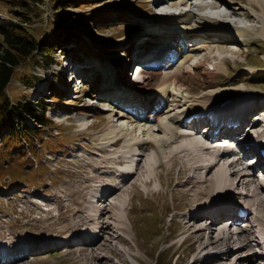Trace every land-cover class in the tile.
Segmentation results:
<instances>
[{"label":"rangeland","instance_id":"rangeland-1","mask_svg":"<svg viewBox=\"0 0 264 264\" xmlns=\"http://www.w3.org/2000/svg\"><path fill=\"white\" fill-rule=\"evenodd\" d=\"M21 1L0 0V46L3 42L2 27L17 25L39 40H49L52 48L61 43L65 50L59 49L53 56L42 57L38 54V60L35 62L31 59L23 61L17 67L9 85L7 96L10 101L16 104L17 101L28 102L27 105L35 107L39 114L45 111L46 116L51 118L52 125L40 127L42 130L33 137L34 140L26 137L12 139L11 134L14 136L25 134L19 131L25 130L20 124L22 118L20 114L14 112L8 123L16 125V128L10 127L16 132H10L9 124L1 128L0 246L11 244L16 247L15 251H19L23 249L22 245L27 247L40 245L39 253H28L22 261L15 264L192 262L201 249L194 237L187 238L188 233L180 232L181 225L187 219V215L184 214H188L189 207L187 206L185 211L178 209L180 203H187L185 198L191 196L189 188L178 185V182L182 183L188 177V173L180 175L187 157L176 161L174 166L170 167L173 152L167 146L161 154V159L166 165L158 168L155 142L149 148L138 149L142 153H147L144 163L147 161L148 167L139 169L134 179L108 205L111 211L106 218L107 224L115 220L120 222L117 214H121L123 224L127 228L120 230V233H124L128 240L116 241L120 250L115 248L114 253L109 249L102 250L95 246L97 253L109 257L103 261L97 258L88 259L92 246L87 249L72 247L58 250L54 244L58 240H68L74 235L82 234L83 232H78L71 223L80 214V208L88 210L93 195H96L98 188H102L104 184L114 187L123 183L122 171L135 165L134 160L122 165L117 161L118 156L122 158L128 154V142L125 139L118 145H111L114 139L106 138V134L111 130V120L120 125L127 124V119L118 120L115 114L118 109H102V106L112 105L111 98L114 94L121 95L123 90L130 86L143 91L156 90L159 74L154 73L155 69H149L147 82H139L138 85L132 81L135 73L129 72L127 77L123 66L131 61L129 58L139 55L142 51L147 52V57H143L144 61H152V57L158 51L173 41L174 33L170 34L175 26L184 25L186 28L188 25L191 37L186 38L180 33L179 37L175 38L184 39L187 44H201H196V47H204L205 44L208 46L207 49L197 50L200 53L193 56L198 58L197 62L186 63L187 66L184 67L188 69L184 72L181 85L185 87L190 85L195 95L204 94L212 81L208 73L216 69V63L222 62L224 67L220 75L214 78L219 81L213 88L217 94L239 89L250 90L254 93L232 97H252L246 105L253 103L254 96L258 100H264L262 8H259V11L253 10L248 0H238L242 2L241 9L251 17L230 23L224 18L217 22L216 20L207 22L200 17L204 15L200 7L189 5L183 7L184 12L178 14L177 18H170L169 15L158 13L157 10L160 8L155 7L156 0H67L62 7L63 20L59 24L55 22L58 19L53 7L54 0L31 4L30 13L20 5ZM189 8L195 11V20L186 25L185 19L181 18L189 16L185 13L190 11ZM168 19L177 20L168 23ZM57 24L60 25V30L64 28L62 35L67 32L65 28H72L81 35L70 38V35L64 34L63 40L54 41L52 37L58 32L54 29ZM225 27L233 31V35H237L239 41H230L228 36L224 37V33L226 35V31L228 32ZM240 27L244 28L245 32L235 31ZM155 31L157 34H151ZM158 32H161L162 36L158 35ZM163 42L166 43L162 45ZM210 44L220 48L212 49ZM209 50L221 54V59L219 61L208 59L205 52ZM71 68L79 70L88 78L83 91L75 89L76 80L70 78L68 74ZM173 69L175 67L167 70ZM117 70L120 71L119 82L115 75ZM157 70L158 73L166 71L165 68ZM30 82L31 85H28ZM102 89L106 96L100 97L99 91ZM185 93L188 94L187 91ZM103 98L111 105L104 104ZM86 101L92 104L94 102L95 105H85ZM1 103L4 102L0 100V105ZM26 110L27 107L22 109V117L27 124L39 126ZM166 119L167 116H163L161 121ZM260 123L263 125L264 121ZM154 127L157 128V124ZM140 133L141 137H149L142 129ZM157 137L163 138V133L156 130L150 139ZM137 156H133L135 161ZM200 171L205 172L204 169ZM116 173L119 174L118 178L111 182V176ZM207 196L208 194L200 197L195 203L203 202ZM101 203H97V206H102L103 202ZM122 204H125V209ZM91 207L88 212L93 216L97 211L95 207ZM204 223L201 222L199 225ZM224 223H226L224 220L219 221V227H223ZM214 232L215 237L216 230ZM253 242L255 245L253 249L263 250V247L255 244L256 241ZM210 248L211 246L207 248L209 254L205 255L207 251L201 252L203 256L200 264H207L205 261L210 256L212 260L209 262L218 264L217 260H214L218 256L215 254L218 247Z\"/></svg>","mask_w":264,"mask_h":264},{"label":"bare ground","instance_id":"bare-ground-1","mask_svg":"<svg viewBox=\"0 0 264 264\" xmlns=\"http://www.w3.org/2000/svg\"><path fill=\"white\" fill-rule=\"evenodd\" d=\"M248 1L250 2L253 10L259 11V8H262V17L264 19V0ZM241 3L242 2L238 0H156L155 7L160 8V10H157L158 13H163L171 16L170 18H175L178 14H182L184 12L182 9L185 5H189L191 7L197 6V8L200 7L202 9L201 12L204 14L200 17L204 18L206 21L216 20L217 22L220 18H224L231 23L232 21L238 22L239 19L244 17H248L250 19L251 15H248L246 11L241 9ZM178 10H180V12H178ZM189 10L190 11L185 12L188 13L189 16L181 18L182 20L185 19L184 22H186V25L192 20H195V11H193L192 8H189ZM173 20L177 19H168L167 21L168 23H171ZM176 22L177 21H175V24ZM183 26L184 25L175 26L170 34L172 35V33H174V41L170 42V47L174 48L175 51H180L182 54V58L179 60L180 62H177L178 65H176L175 69L167 70V66L163 65L162 67H164L166 71L164 73H158L159 70L157 69L160 66L154 64V73L159 74V82L156 90L152 92L151 90L143 91L139 88H133L129 95L124 94L122 96L115 95L113 98L110 97L112 99V105L108 102V100L103 98V103L110 104L111 106H102V109H118V112L115 113L118 116V120L120 119L124 121L123 119H127V124L120 125H116L113 123L114 120H111V130L106 134V138H108V140L114 139L111 141V145H118V143L120 144V142L125 139L129 142V146L136 151L135 154L140 153L138 152L139 148H149L152 143L155 142V147H153L156 149L158 156L159 163L156 166L158 168L166 165V163L161 159V154H163L162 152L165 148H167V146L173 152V155L170 158L172 160L170 167L174 166L176 161L187 157V159L184 160V163L186 161L185 166L180 170V175H186L188 173V177L187 179H184L182 183L178 182V185L189 188L191 190V196L185 198L189 204L180 203L178 209L185 211L188 206L190 211L188 214L184 212V216L187 215V219H185L184 223L181 225L180 232L182 231L188 233L187 238L190 237L193 239L194 237L195 242L200 246L199 249H201L198 253H196L194 260L188 264H200L199 262L201 260V256H203L201 252L207 251L205 255L209 254V250H207V248L210 246L212 249L214 247H218L215 249V254L218 256L216 259L213 258L214 260H217L218 264H261L260 261H264V252H259L258 249H253L255 246L253 241L258 240V244H256L257 246L262 247L264 245V172L263 174L260 173L262 174V177H249V175L243 172V168L239 166V159L228 163L226 162L225 157L227 154L220 156L215 153V150L207 147L206 142L211 139V134L206 136L200 134V132H195L194 134H184L180 129L183 127V118L190 109L206 105L209 101H213L212 103H221L219 101H226L234 98L232 96H242L254 92L239 89L227 91L225 93L219 92V94H217V91L213 90V88L216 87L215 85L219 84V81H216L214 78L220 75L219 73L224 67L222 62L216 63V69L208 73L212 81L208 84L204 94L195 95L193 94V89H191L192 87L190 85L188 87L181 85L184 72L188 69H185L184 67L187 66L186 63L190 61L197 62L198 58H193L195 54L200 53V51L197 50H201L202 48L204 49L208 46V44H205L204 47H196L197 43L187 44L184 39L177 40L175 37H179L180 33H183V36L186 38L191 37L188 25L186 28ZM225 30H228V32L226 31V35L223 32L224 37L228 36L230 41H239L237 35H233V31L229 30L227 27H225ZM235 31L238 33L245 32L242 27L236 28ZM151 34L155 35L157 32L155 31ZM158 35L162 36V33L158 32ZM210 47H213L212 49H215L216 47L220 48L219 46L215 47V45L212 44H210ZM225 47H227V45ZM206 53L208 54V59H212L213 61H219V59H221V54L215 53L212 50L205 52V54ZM129 59L131 60L130 63H135L137 60H140L136 56ZM159 69L161 70L162 68ZM130 73H132L131 70ZM119 74L120 71L117 70L115 73L117 80H119ZM148 77L149 76L147 74L143 75V72L140 73V75L135 76L136 79L142 78V82H147ZM108 79L110 80V78ZM121 79L123 80L124 77L122 76ZM82 85L83 82L81 83V86ZM104 90H108V88H104ZM130 90L131 89H127V91ZM186 91L188 94L185 93ZM99 94L100 97L106 96L104 95L106 93L103 92V89L99 91ZM156 95H158L161 100H165V105L162 107L160 112L155 114H149L147 111L148 113L140 117L122 108V101L127 100L130 97L134 96L135 98L145 99L147 100L146 102H149L152 99H156L154 98ZM261 102L262 103L254 105L249 112L255 113L258 112V110L264 111V100H261ZM85 105L94 106L95 103L93 102L92 104L90 101H86ZM163 116H167L165 121H161ZM260 122L248 126L247 131L241 127L233 133L238 136L231 141L237 142L240 144V147H242L249 144V142H246L245 140L249 141L253 136H264V124L262 125ZM131 124H135V126H131ZM155 124H157V128L154 127ZM141 129L144 133L146 132L147 135H149L148 138H141ZM156 130L163 133V138L157 137V139H150L151 136L155 135ZM249 151V149L246 151L248 152L246 155L251 153ZM146 155L147 153L143 152L138 156L136 168L134 167V169H128V171L131 170V172L129 174L125 173L126 178L122 184L113 188L104 184L102 186V190L99 189L102 192V198L93 199L92 203L88 206V210L80 208V214H78V216L75 217L76 220L71 221V223L78 232L82 231L83 233L78 236L74 235L68 240H61L60 242H62L64 246L67 244V247H69L71 244L70 247H75L76 249H87L92 246L88 259L97 258L103 261L109 259V257L105 255L101 256V254L97 253V250L95 251L94 249L95 246H98V248L102 250L109 249L114 253L115 248L120 250L116 241L128 240L124 233H120V230H126L127 228L123 224L124 220L121 214H117L120 222L115 220L112 221V223L109 222L107 224L106 218L108 213L111 211L108 205L111 204L113 202L112 199L115 198L122 189L124 190L125 186L134 179L137 173H139V169L148 167V164L146 163L147 161L144 163ZM215 156H219L220 158L216 160ZM117 161L119 164L124 163L123 159ZM221 161H224L223 164H220ZM232 167L235 169L231 170ZM201 169H206L207 172L201 173ZM118 176L119 174L117 173L111 176V182L118 178ZM151 181L152 180H148V182ZM220 192H222V195L226 199L220 196ZM206 194H208V196L203 202L199 201L198 203H195L200 199V197L206 196ZM227 199L231 200L226 201ZM101 202H103V205L97 206V203L99 204ZM224 203H227L226 206L229 207V210H226L223 206H219ZM206 204H208V206H206ZM124 205L125 204H122V207L125 209ZM241 205L242 207L248 208V212L243 217L238 216L236 213V210L239 209ZM91 206H93V208L95 207V210L97 211L93 214V216L88 212L92 208ZM219 219L224 220L225 222H229L231 220V224L226 227H219V221H221ZM201 222L205 223L203 225H199ZM234 226L236 229H233ZM214 230H216L215 237ZM251 232L252 235L250 234ZM252 236L254 237L253 239L251 238ZM75 242H81V244ZM113 243L115 244L112 246ZM74 244L76 245L74 246ZM64 246H60L58 248L61 250ZM2 252L18 254V251H13L11 246L8 244L0 246V254ZM118 254L119 253L116 251V255ZM221 254H225L226 256H221ZM18 258V262L23 260L20 259V257ZM210 260H212L211 256L205 261V263L208 262L207 264H209ZM10 262L12 261H9L7 264H12Z\"/></svg>","mask_w":264,"mask_h":264},{"label":"trees","instance_id":"trees-1","mask_svg":"<svg viewBox=\"0 0 264 264\" xmlns=\"http://www.w3.org/2000/svg\"><path fill=\"white\" fill-rule=\"evenodd\" d=\"M65 1L67 0L53 1V7L56 11L55 14H57L58 19L55 21L56 23L60 24L63 20L62 15L64 14V10L62 11V7L65 4ZM42 2L43 0H22L20 2V5L24 9H26V12L30 13L32 11L31 8H29L31 4L33 5ZM59 24L54 26L55 31H58L52 37L54 41L56 39H58V41L63 40L65 38L64 34L70 35V38L71 36L76 37L77 35H81L72 28H65L67 32L62 35L64 28L60 30ZM23 29L24 28L21 26L11 25L9 27H2L1 30L3 42H1L2 46H0V100L4 103H1L0 105V131L3 126H7L9 124L8 120L15 112L17 114H20V117L22 118L20 124L25 128V130L19 131L23 133L25 132V134L23 136H14L13 134H11L12 136L10 135V137H12V139H21L22 137H26L34 140L33 137L37 136V134L42 130V128L40 127L51 126L52 120L51 118L46 116L45 112L39 114L38 110L35 107L27 105L28 102L22 101L18 103L17 101L16 104L10 101L9 97L7 96L9 85L15 75L17 67L23 61L31 59V61L35 62L38 60V54L42 55V57L53 56L54 52H57V50H61L64 48L62 47L61 43L60 45L57 43L52 48L49 44V40H39L33 34H30V32H25ZM31 83L32 82L28 83V85H31ZM26 107V111L30 114L31 117L34 118L39 126L27 124L28 122L24 117H22V109ZM11 126L15 127L16 125H12V123L9 124L10 132H16L10 128Z\"/></svg>","mask_w":264,"mask_h":264}]
</instances>
